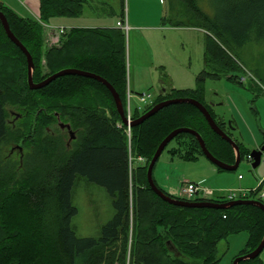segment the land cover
<instances>
[{
    "label": "trees",
    "instance_id": "1",
    "mask_svg": "<svg viewBox=\"0 0 264 264\" xmlns=\"http://www.w3.org/2000/svg\"><path fill=\"white\" fill-rule=\"evenodd\" d=\"M175 1L200 22L197 27L208 26L214 37H208L205 44V68L196 89L173 88L170 78L162 75V82L170 87L145 109H132V120L162 101L191 98L205 105L231 137L225 122L217 120L204 101L202 82L204 76L220 77L221 71L242 72L224 46L241 48L264 42V0ZM39 2L40 21L0 4L12 33L33 58L34 82L40 83L64 69L89 72L115 88L127 113L125 32L119 28L65 29L58 45L48 46L44 24L58 18L81 17L87 7L94 12L98 8L91 0ZM122 8L121 22L125 20L124 0ZM169 23L174 27L184 24ZM27 80V58L8 38L0 21V144L6 140L22 142L29 149L21 167L10 159L0 161V264H220V243L242 233L247 235V242L236 258L259 247L264 238V211L259 207H177L163 201L149 185V163L160 143L179 128L198 132L215 158L235 164L234 148L211 129L196 107L172 105L132 127L134 160L130 164L126 128L118 126L121 118L104 84L80 76H63L34 91ZM7 107L23 112L21 127L16 131L7 123ZM59 123L70 125L76 135L72 149L66 151V168ZM175 139L179 145L170 150L172 155L184 161H195L203 155L192 135L181 134ZM235 142L241 160L251 155ZM139 157L146 162H138ZM79 177L105 187L113 199L115 216L97 239L78 238L71 225L77 214L71 201L72 189ZM154 181L166 195L182 199ZM263 188L264 180L258 189L238 198L264 203L259 197ZM194 200L230 201L224 196ZM239 264H264V259L260 255Z\"/></svg>",
    "mask_w": 264,
    "mask_h": 264
},
{
    "label": "rangeland",
    "instance_id": "2",
    "mask_svg": "<svg viewBox=\"0 0 264 264\" xmlns=\"http://www.w3.org/2000/svg\"><path fill=\"white\" fill-rule=\"evenodd\" d=\"M91 1L92 5L98 8L96 13L105 16L81 18L79 21H85L84 23L89 26L95 27H116L117 22L122 18L123 0ZM2 2L10 4L21 16L36 18V10L32 8L27 11L18 0H2ZM104 2L108 4L107 7L103 5ZM23 3L29 8L25 1ZM124 6L126 22L130 27V30L125 31V35L127 86L133 95L132 109L147 107L140 102L138 95L150 93L154 99L159 97L163 88L162 75L165 74L176 89H196L199 75L205 68V44L208 37L214 38L208 26L197 27L199 21L197 22L192 17V13L184 10L182 4L179 5L175 0H124ZM183 13H186V16L181 15ZM58 19L54 22L57 24L51 21L46 25L53 27L55 31L64 29L58 25L60 21ZM170 20L175 24H184L174 27L169 23ZM63 21L67 20L63 18ZM161 23L165 27L186 29H164V31L148 29ZM48 27L44 25L46 44L58 45L60 38L54 40L55 37ZM138 28L146 30H142L139 34ZM224 48L238 63L242 72L233 71L227 74L221 71L218 78L204 76L202 82L204 101L214 112L217 120L225 122L231 138L251 154L260 151L264 146V42H252L241 48L226 45ZM234 75L237 77L236 80L229 79ZM241 78L245 80L241 82ZM7 112L9 127L16 131L21 127L23 112L19 108L12 107H7ZM59 133L63 143L67 140L72 142L62 131ZM178 145L176 139L170 143L160 157L153 175L160 187L173 196L181 197L180 186L186 181L196 183L204 179L200 184L214 192L212 198L219 196L228 198L230 191L244 187L256 190L264 180V153L256 169L252 167V162L246 155L235 171L221 172L204 155L198 156L195 161H184L172 155L170 150ZM28 152L29 149H25L22 142L6 140L0 144V161L10 159L21 167ZM62 163L64 167V161ZM71 201L77 209L71 225L80 239L99 238L103 227L115 216L113 199L108 190L85 177L76 179ZM246 242L247 235L242 233L220 243L218 247L220 264H233L236 256L245 248ZM261 258L264 259V252Z\"/></svg>",
    "mask_w": 264,
    "mask_h": 264
},
{
    "label": "water",
    "instance_id": "3",
    "mask_svg": "<svg viewBox=\"0 0 264 264\" xmlns=\"http://www.w3.org/2000/svg\"><path fill=\"white\" fill-rule=\"evenodd\" d=\"M0 21L2 23V26L5 30V33L8 36V38L24 53V55L27 58V64H28V80L27 81H28V86L31 90L35 91V90L43 89V88L47 87L49 84H51L53 81H55L56 79L63 77V76H80V77L94 79V80L104 84L110 90V92L112 93L113 98L115 100L116 108H117V111H118L119 116L121 118V122L126 126H130L131 128L136 127V126L144 123L147 119L151 118L152 116H154L155 114H157L160 110H162L164 108H167V107L172 106V105L189 104V105L196 107L204 115V117H205L206 121L208 122L209 126L211 127V129L217 135H219L225 141H227L234 148L235 154H236V161H235V164L229 165V164H226V163L218 160L217 158H215L210 153V151L206 147L205 141L203 140L202 136L198 132H196L192 129H189V128H179V129L172 131L160 143L157 151L155 152V155L153 156L151 162L149 163L148 171H147V180L149 182L150 187L163 201H165L171 205H174L177 207H182V208H206V209L225 210V209H230V208L235 207V206L251 205V206L259 207L260 209H262L264 211V203H262L261 201H258V200L237 199V200H233V201H229V202H225V203H215V202H211V201H187L184 199H174V198L166 195L156 185V183L154 181V177H153L154 169H155L160 157L162 156L163 152L167 148V146L176 137H178L181 134H189V135H192L193 137H195V139L200 144L203 155L211 163H213L216 167H218L219 169H221L223 171L232 172L238 168V166L241 162V155H240V150H239L237 143L229 135H227L224 130L221 129V127L217 124V122L215 121V119L213 118V116L211 115L209 110L205 107V105H203L199 101L191 99V98L169 99V100H165V101H162V102L156 104L154 107H152L149 111H147L141 117H139L136 120H131L129 122L128 118L126 117L125 109H124V106H123V103H122V100H121L119 94L116 92L115 88L107 80H105L104 78H102L98 75H95V74H92L89 72H85V71H81L78 69H64V70H61V71L49 76L48 78H46L45 80H43L40 83H35L34 79H33L35 66H34V62H33V58L31 56V54L26 49V47L12 33V31L10 29V25L8 23V20L5 16V14L1 11H0ZM59 125H60V128H62V129L68 128L71 130V127L68 124L59 123ZM75 138H76L75 133L73 131H71L70 140L72 141ZM263 153H264V146L261 148L260 151H256V152L251 153V157L253 159L252 167L254 169L259 167ZM263 251H264V238H263L261 244L259 245V247L255 251H253L249 254H246L244 256L237 257L234 260L233 264H239L240 262H243V261L257 259L262 254Z\"/></svg>",
    "mask_w": 264,
    "mask_h": 264
},
{
    "label": "built area",
    "instance_id": "4",
    "mask_svg": "<svg viewBox=\"0 0 264 264\" xmlns=\"http://www.w3.org/2000/svg\"><path fill=\"white\" fill-rule=\"evenodd\" d=\"M1 4V0H0ZM24 4V3H22ZM118 27L123 29L124 31L130 30V27L127 23L125 22H119ZM59 34H64V29L59 30ZM245 78H241V82L244 81ZM138 99L140 100L141 103L148 105L153 102V95L152 94H143V95H138ZM133 95L132 92L128 90L127 92V118L128 121L130 122L132 120V101ZM139 109H142L141 107H138ZM119 127H125L126 128V134L128 136V145H129V161L130 164L133 162V157L131 154V146H130V140H131V127L130 126H124L123 124L119 125ZM248 160L251 162L253 159L251 156L248 157ZM139 162H145V159L140 157L138 158ZM181 188V197L186 199V200H193L195 198H209L213 195V191L209 190L202 184L198 183H193V182H183L180 186ZM250 191L248 190H236V191H230V194L228 198L230 200L237 199L239 196H246ZM259 197L264 201V188L260 190Z\"/></svg>",
    "mask_w": 264,
    "mask_h": 264
},
{
    "label": "crops",
    "instance_id": "5",
    "mask_svg": "<svg viewBox=\"0 0 264 264\" xmlns=\"http://www.w3.org/2000/svg\"><path fill=\"white\" fill-rule=\"evenodd\" d=\"M19 1H21V0H19ZM23 1H25L27 4H28V6H29V8H26V10L27 11H30L32 8H34L35 10V12L37 13V15H36V17H38L39 16V7H40V2H39V0H23ZM161 1V0H160ZM11 4L13 3L12 1L10 2ZM21 4V3H20ZM104 4L106 5V7L108 6V4L106 3V2H104ZM7 5V4H6ZM22 5V4H21ZM8 6H10V4H8ZM95 6V5H94ZM11 7V6H10ZM12 8V7H11ZM25 8V7H24ZM104 8H105V6H104ZM12 9H14V8H12ZM106 10V9H105ZM16 11V10H15ZM17 12V11H16ZM103 12V11H102ZM18 13V12H17ZM111 14L113 15V12H111ZM105 16V14H98V13H96V12H94L91 8H89V7H87V8H85V11H84V13H83V15L81 16V17H78V18H65L67 21H63V18H59L58 20H60V21H58L59 23H58V25H60V27H63L64 29H66V30H70V29H73V28H119L120 30H122L120 27H118L117 25H118V23L121 21H118L117 22V25H116V27H95V26H89L88 24H86V23H84L85 21H79V20H81V18L82 19H88V18H90V19H92V18H103ZM56 20V19H55ZM53 21V24H57V23H54V22H56V21ZM78 20V21H77ZM149 21V20H148ZM79 22H81V23H79ZM162 23H163V21H162ZM160 24L159 26L158 25H156V26H154V28H152V29H150V28H148L149 30H154V31H157V30H163L164 31V29L166 30V29H171V30H185L186 28H172V27H165V26H163V24ZM48 28H50V29H52L51 30V32H52V35H54V40H58V38H60V36L58 35V33H55V31L53 30V27H48ZM147 29V30H148ZM138 30V33L139 34H141L142 33V30H146V29H144V28H138L137 29ZM123 31V30H122ZM141 37H144L143 35H141ZM52 38V39H53ZM167 75V74H166ZM168 76V75H167ZM161 84H162V86H163V88L161 89L162 90V92L160 93V95L161 94H164L166 91H167V88H169L170 87V85H165L163 82H162V80H161ZM171 86L173 87V85H172V81H171ZM174 88V87H173ZM264 179V178H263ZM262 179V180H263ZM261 180V181H262ZM202 181H204V179L202 180ZM202 181H199V182H196V183H198V184H200V182H202ZM203 185V184H202ZM165 187H166V185H164ZM239 190H248V191H250V190H252L250 187H244V188H240ZM212 197H214V192H213V195H212Z\"/></svg>",
    "mask_w": 264,
    "mask_h": 264
},
{
    "label": "flooded vegetation",
    "instance_id": "6",
    "mask_svg": "<svg viewBox=\"0 0 264 264\" xmlns=\"http://www.w3.org/2000/svg\"><path fill=\"white\" fill-rule=\"evenodd\" d=\"M7 123H8V125H9V121L7 120ZM61 131H62V133L63 134H66L67 136H69L70 137V133H71V131H73L72 130V128H71V130L70 129H68V128H64V129H62L61 128ZM75 140V139H74ZM74 140H72V142L70 143L69 142V140H67V141H65V143H64V159H63V161H64V167L66 168V166H67V164H68V159L66 158L67 156V153H66V151H70L71 149H72V144H73V141Z\"/></svg>",
    "mask_w": 264,
    "mask_h": 264
}]
</instances>
